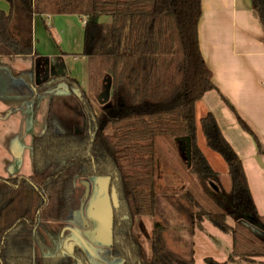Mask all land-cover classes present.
I'll return each mask as SVG.
<instances>
[{
	"label": "trees",
	"instance_id": "16d2710c",
	"mask_svg": "<svg viewBox=\"0 0 264 264\" xmlns=\"http://www.w3.org/2000/svg\"><path fill=\"white\" fill-rule=\"evenodd\" d=\"M6 1L11 9L0 10V58L34 52L31 41L11 32L17 4L30 19L34 14L86 19L82 55L87 59V88L68 74L40 79L0 62L12 77L32 86V109L41 96L50 94L44 131L32 142L33 173L0 176V264H80L75 255L63 253L58 224L68 222L75 209V179L97 176L111 177L121 199L106 259L143 264L134 223L138 217L165 212L164 197L157 191L158 161L190 179L184 194L201 204L197 218H207L232 235L229 258L219 262L208 257L207 263L230 264L240 257L253 264L264 257V215L256 207L242 159L212 112L200 125L208 146L228 166L229 198L223 201L201 192L195 179H208L221 189L222 176L198 143L196 104L217 90L199 42L203 0ZM251 3L264 27V0ZM102 16L111 21H101ZM105 90L109 101L97 110L95 98ZM236 115L260 148L258 137ZM191 228L193 237L194 219ZM139 229L145 232L141 223ZM163 229L155 223L151 258L144 264H196L194 241L186 255L179 254L163 240Z\"/></svg>",
	"mask_w": 264,
	"mask_h": 264
},
{
	"label": "crops",
	"instance_id": "0c3cea01",
	"mask_svg": "<svg viewBox=\"0 0 264 264\" xmlns=\"http://www.w3.org/2000/svg\"><path fill=\"white\" fill-rule=\"evenodd\" d=\"M10 9L8 1L0 0V10L9 12ZM68 15L34 14L30 19L17 4L11 32L20 40L31 41L34 52L27 56L0 58V62L9 64L15 72H32L40 79L55 74L75 77L64 64L67 72L55 70L51 74L53 66L48 61L62 54L54 47L66 44L64 18ZM54 31L61 35L59 39ZM199 42L217 90L208 91L197 102L196 113L200 106L205 115L208 112L215 115L224 136L242 159L256 207L264 215V27L251 0H203ZM80 47L83 49V42ZM73 59L78 57L74 55ZM13 79L0 67V176L5 178L33 173V166L32 171L25 169V163L32 159L34 136L44 131L46 123V118L38 121V106L35 110L29 105L32 86L24 83L15 87ZM236 114L258 137L260 148L254 137L241 127Z\"/></svg>",
	"mask_w": 264,
	"mask_h": 264
},
{
	"label": "rangeland",
	"instance_id": "374dc122",
	"mask_svg": "<svg viewBox=\"0 0 264 264\" xmlns=\"http://www.w3.org/2000/svg\"><path fill=\"white\" fill-rule=\"evenodd\" d=\"M54 16H52L53 18ZM52 18L50 19L53 26ZM84 20V22H83ZM101 21H111V17L102 16ZM64 21L66 23L67 34L64 37L66 42L62 47H54L56 52H62L61 56L50 57L49 63L53 66L51 68V74L53 71L59 72H71L80 82L84 89L87 88V59L82 55V42L84 36V24L85 19L82 16H65ZM54 36L59 39L58 31H54ZM69 46V49L67 47ZM67 50V51H65ZM77 56L78 59L74 60L73 56ZM66 66V70L62 65ZM50 71V70H49ZM54 74V73H53ZM46 78V77H45ZM14 86L20 87L24 85L23 79L14 78ZM61 93L65 92L66 88L62 87ZM108 90L103 91L95 98V107L100 110L102 105L109 101ZM50 97L43 95L38 101V121H45L48 111V104L50 103ZM205 116L203 109L199 106L196 113V121L198 127V143L202 151L208 158L212 167L218 171L222 176V185H220V191L215 189L212 182L208 179H203L195 175V179L199 184L201 192L208 193L214 198L219 200H225L229 198L231 192V183L229 176V169L222 156L216 151L212 150L206 141L204 133L202 132L200 120ZM9 138V137H6ZM1 146V145H0ZM25 169L32 171V159L26 160ZM157 175V191L164 197L165 212L163 215L157 216H142L135 220L134 232L137 240L142 245V263H147L151 258V235L155 228V223L159 222L164 227L162 230L163 240L174 251L179 254L186 255L192 241L195 242V259L196 264H209L206 258L212 257L219 262L226 261L231 255L232 250V235L231 233H224L207 219L203 218L199 220L197 218V212L202 210V206L198 201L190 202L185 196L186 187L191 185V181L188 177L177 174L172 169L164 167L161 161H158L156 167ZM82 177L75 179V192H74V207L79 204L81 195L84 191V186L81 183ZM216 190V191H215ZM194 219L195 236H191V221ZM228 222L233 225L234 220L232 217L228 218ZM143 224L145 232H141L139 224ZM62 224H58V230L61 231ZM99 239V237H98ZM99 243L108 247L104 240ZM102 255V254H100ZM109 264H117L112 261ZM230 264H247L242 258H235ZM253 264H264V257L256 258Z\"/></svg>",
	"mask_w": 264,
	"mask_h": 264
},
{
	"label": "flooded vegetation",
	"instance_id": "af4514ba",
	"mask_svg": "<svg viewBox=\"0 0 264 264\" xmlns=\"http://www.w3.org/2000/svg\"><path fill=\"white\" fill-rule=\"evenodd\" d=\"M107 178L110 179L108 188H105ZM81 183L84 186V191L70 220L62 224L60 245L64 249L63 253L75 255L80 264L82 262L87 264H109L114 260L109 262L105 257L110 247H104L99 243L100 239L97 236L98 223L94 217L93 204L95 200L106 194L111 201L113 193L117 195L118 206L114 207L110 221L113 226L115 214L121 207L118 190L111 177L84 178Z\"/></svg>",
	"mask_w": 264,
	"mask_h": 264
},
{
	"label": "water",
	"instance_id": "95a60500",
	"mask_svg": "<svg viewBox=\"0 0 264 264\" xmlns=\"http://www.w3.org/2000/svg\"><path fill=\"white\" fill-rule=\"evenodd\" d=\"M187 141V155L190 154V140L186 138ZM110 178L106 179L105 188H108V182ZM118 206V198L115 193H113L112 201L106 194L95 200L94 207V217L98 223L97 236L99 239L104 240L107 245H111L113 241V229L110 223L114 207Z\"/></svg>",
	"mask_w": 264,
	"mask_h": 264
}]
</instances>
